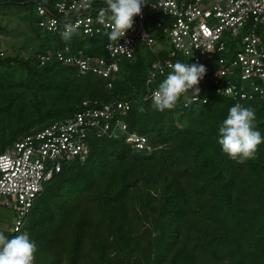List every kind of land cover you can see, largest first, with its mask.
I'll use <instances>...</instances> for the list:
<instances>
[{
  "label": "trees",
  "instance_id": "16d2710c",
  "mask_svg": "<svg viewBox=\"0 0 264 264\" xmlns=\"http://www.w3.org/2000/svg\"><path fill=\"white\" fill-rule=\"evenodd\" d=\"M34 3L9 0L0 6L33 10ZM35 22L32 12L31 28L41 33ZM44 36L47 48L54 45L49 50L68 44L72 49L86 46V53L103 56L96 41L79 40L75 35L65 40L61 33ZM46 51L41 48L37 53ZM153 60L147 53L124 62L108 89L107 81L80 76L72 68L56 63L41 67L33 55L26 60L0 58V90L8 93L23 88L47 97L34 107L26 125L0 139V154L35 125L40 130L72 116L85 99L127 102L129 110L118 118L128 131L147 137L151 149L150 153H136L122 140L92 135L86 160L65 164L44 185L20 231L8 236L30 234L38 245L35 264L48 262L46 252L62 245L57 233L69 227L74 234L68 264H79L85 233L93 231L94 225L99 235L114 237L115 248L124 254L146 216L153 229L146 264H264V144L259 146L257 158L244 164L223 153L218 128L234 106L224 97L212 96L205 105L183 110L178 106L163 113L153 110L145 85ZM13 63L22 69L17 81L1 71ZM163 80L158 78L152 87L158 88ZM52 89L60 91L61 97L54 98ZM61 101L65 104L59 109ZM244 107L255 109L257 129L264 135V100L254 99ZM89 203L100 214L96 222L89 216L90 209L83 208ZM136 218L139 223L134 230L131 223ZM182 237L187 241L178 242ZM89 240L91 256L99 264H109L108 246L113 242L92 234ZM125 261L133 264L131 257Z\"/></svg>",
  "mask_w": 264,
  "mask_h": 264
},
{
  "label": "built area",
  "instance_id": "2783aa9c",
  "mask_svg": "<svg viewBox=\"0 0 264 264\" xmlns=\"http://www.w3.org/2000/svg\"><path fill=\"white\" fill-rule=\"evenodd\" d=\"M33 1L35 26L42 33L59 34L70 24L76 39L96 41L103 51L98 56L86 53V46L72 49L67 44L35 53L41 67L56 63L72 68L80 76L107 81L110 89L124 62L149 53L154 60L147 68L145 85L151 102L157 89L153 84L165 79L177 61L202 64L207 70L198 85L199 96L182 97L177 105L181 110L205 105L212 96L242 106L264 100V0H147L142 15L134 18L133 29L119 42L110 41V28L97 20L106 8L105 0H90L87 7L81 6L83 0ZM228 87L231 92L222 95ZM128 110L124 101L85 99L72 116L31 130L0 154V197L14 211L8 236L20 231L44 185L65 164L86 160L92 135L122 140L136 153H150L147 137L128 131L118 118Z\"/></svg>",
  "mask_w": 264,
  "mask_h": 264
},
{
  "label": "clouds",
  "instance_id": "9594fccd",
  "mask_svg": "<svg viewBox=\"0 0 264 264\" xmlns=\"http://www.w3.org/2000/svg\"><path fill=\"white\" fill-rule=\"evenodd\" d=\"M106 8L97 17L101 24L110 28L109 40L120 41L133 29L135 17L142 15V7L147 0H105ZM90 5V0H83L82 7ZM75 34L72 25H65L61 36L69 40ZM171 71L152 93L153 110L161 113L175 109L182 97L191 94L198 97L199 83L206 75L202 64L177 61L170 65ZM231 92V88L221 94ZM255 109L239 103L230 107L226 118L218 128V143L229 159L244 164L258 156L259 146L264 144V135L257 129ZM38 252L37 243L28 232L20 233L9 239L0 232V264H35Z\"/></svg>",
  "mask_w": 264,
  "mask_h": 264
},
{
  "label": "rangeland",
  "instance_id": "374dc122",
  "mask_svg": "<svg viewBox=\"0 0 264 264\" xmlns=\"http://www.w3.org/2000/svg\"><path fill=\"white\" fill-rule=\"evenodd\" d=\"M32 12V8H20L18 6L12 5L9 7L0 6V51H2L3 53V57L0 58L22 59V57L24 56L29 57L34 55L41 48H44V50L46 49L48 51L51 47L54 46L52 45L50 48H47L49 47V45L48 42H46V40L44 39V34L42 32L38 34L33 32L30 24V15ZM1 71L7 73L10 76H13L15 81H17L19 79V76L22 75V69L18 64L14 63L9 67H3ZM52 92H54V94L52 95L54 98L56 97V95L61 97L60 91L52 89ZM43 100L47 101V97L44 95L42 96L41 93H38L35 90L17 88L16 90L10 91L8 93L0 90V139L9 136V132L11 130L17 129L19 126L26 125V118L28 116L30 117V115L33 114V112L35 111L34 107L41 106L43 104ZM62 103L64 102H60L59 109L63 108ZM47 122L49 123L51 121L48 120ZM37 127L38 126L35 125L32 129L34 130ZM5 201L6 198L0 197V232H3L7 237L10 229L14 225V211L4 206ZM90 203L84 205L83 208H86L87 210L90 209L89 216L90 218L92 216L93 221H95L97 216H99L100 214L96 210V208H92L93 204L90 205ZM83 217L85 219L87 218L86 213L83 214ZM145 219L147 220H144L142 224L139 223L138 218L133 219L131 225L134 227V230H136L139 223V232L135 235L133 234V243L132 245H130V247L128 246L129 248L127 252H124V254L120 253L115 248L114 237H110L106 233L99 235V233L96 231L97 228L94 225L93 228L95 230L93 229V231H88V233H85L87 238L84 240L81 248L83 257L81 258L79 264H99V261L97 262V259H94L91 256L89 250V244L91 243L89 240L90 234H92L94 238H96V236H101V239L103 241L108 238V242H113L111 243L112 245L110 244L108 246H111V252H109V255L107 256L109 264H127L125 260L130 257L133 260V264H146L145 255L148 252L149 248L148 240L151 237L150 231L153 229L150 218L146 216ZM62 232L63 231L60 230L57 233L59 239L62 237V245L52 248L53 252L51 250H48L46 252L48 262H46L45 264H68V256L70 255L71 244L70 241L73 238L74 234L73 227H69L66 229V232ZM13 237L14 236L10 237L9 239ZM184 240L187 241L185 237H182L178 242H183ZM130 250H132V252ZM128 251H130V253Z\"/></svg>",
  "mask_w": 264,
  "mask_h": 264
},
{
  "label": "crops",
  "instance_id": "0c3cea01",
  "mask_svg": "<svg viewBox=\"0 0 264 264\" xmlns=\"http://www.w3.org/2000/svg\"><path fill=\"white\" fill-rule=\"evenodd\" d=\"M8 236V235H7Z\"/></svg>",
  "mask_w": 264,
  "mask_h": 264
}]
</instances>
